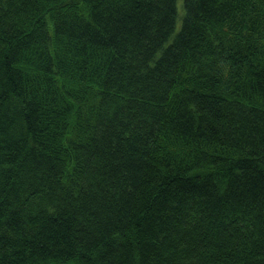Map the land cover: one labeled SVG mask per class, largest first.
Returning <instances> with one entry per match:
<instances>
[{
  "label": "trees",
  "instance_id": "1",
  "mask_svg": "<svg viewBox=\"0 0 264 264\" xmlns=\"http://www.w3.org/2000/svg\"><path fill=\"white\" fill-rule=\"evenodd\" d=\"M0 0V264H264V0Z\"/></svg>",
  "mask_w": 264,
  "mask_h": 264
},
{
  "label": "rangeland",
  "instance_id": "2",
  "mask_svg": "<svg viewBox=\"0 0 264 264\" xmlns=\"http://www.w3.org/2000/svg\"><path fill=\"white\" fill-rule=\"evenodd\" d=\"M184 10H185L184 9V0H177L178 16H177L176 30H179L181 28Z\"/></svg>",
  "mask_w": 264,
  "mask_h": 264
}]
</instances>
